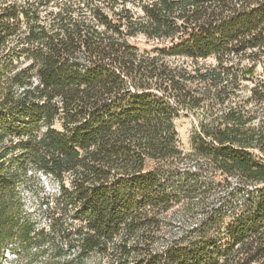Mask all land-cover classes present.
I'll return each instance as SVG.
<instances>
[{
  "label": "trees",
  "instance_id": "obj_1",
  "mask_svg": "<svg viewBox=\"0 0 264 264\" xmlns=\"http://www.w3.org/2000/svg\"><path fill=\"white\" fill-rule=\"evenodd\" d=\"M4 252L264 264V0H0Z\"/></svg>",
  "mask_w": 264,
  "mask_h": 264
},
{
  "label": "rangeland",
  "instance_id": "obj_2",
  "mask_svg": "<svg viewBox=\"0 0 264 264\" xmlns=\"http://www.w3.org/2000/svg\"><path fill=\"white\" fill-rule=\"evenodd\" d=\"M135 41L140 48H149L150 44L152 43L146 42L145 38H143L142 36L138 37ZM205 62H212V59H207ZM259 70V67H257L255 71L256 74L254 73V75H257ZM199 118L200 117L198 115H195L193 113H183L174 121L175 128L178 134L179 147H181L184 151L190 150V137L193 130L197 127ZM42 186L47 192H52L53 190H55L54 184L50 180L44 179L42 177L41 182L39 183L34 181V178L32 177L27 181L26 185L22 187L25 206L28 210H33L34 215H40L37 198L39 196H42L44 193ZM176 208L177 206L170 210V212L175 211ZM26 259L27 258L25 257L23 264H28L26 263L28 259ZM1 262L2 264H14V257L9 253L4 252V259H1ZM29 264H34V260H32Z\"/></svg>",
  "mask_w": 264,
  "mask_h": 264
}]
</instances>
